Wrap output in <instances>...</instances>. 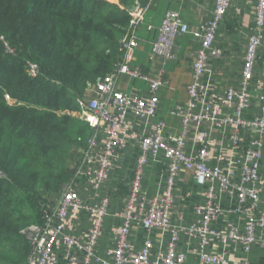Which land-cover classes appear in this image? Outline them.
Returning a JSON list of instances; mask_svg holds the SVG:
<instances>
[{
	"label": "built area",
	"instance_id": "2783aa9c",
	"mask_svg": "<svg viewBox=\"0 0 264 264\" xmlns=\"http://www.w3.org/2000/svg\"><path fill=\"white\" fill-rule=\"evenodd\" d=\"M105 1L119 6V3ZM231 2L215 0L211 18L190 32L199 41L200 47L192 64V82L187 89V100L182 105H176L171 112L179 118L182 127L177 135H167L164 123L155 121L160 108L158 92L166 84L165 70L158 67L149 75L130 63V56L139 45L138 30L144 22L148 5L135 2L128 9V29L119 48L121 59L110 74L98 78L93 86H89L88 90L94 97L89 101L77 100L80 109L73 113L88 125L91 136L74 168L72 180L63 187L50 208L46 224L39 230L32 228V249L25 264H184L186 253L177 247L178 230L171 226L170 215L177 179L186 171L193 173L198 185H207L205 202L196 208L200 221L190 229L192 235L201 239L197 250L200 264H228L225 254L207 250L216 239L240 245L245 254L254 245L264 246L260 236L264 231V203L259 197L264 144V78L257 83V88L263 89L258 98L259 116L248 119L244 114L250 106L248 88L254 80V69L264 44V0H257L254 7L253 33L243 53L241 87L230 88L222 95L208 98V84L204 81L211 73L208 67L210 56L217 53L213 45ZM188 33L189 27L178 14L167 13L158 37L152 43L150 60L174 61L175 43ZM8 53L13 52L8 50ZM38 73L36 65L27 63V74L31 78H36ZM120 75L145 82L148 95L116 90V80ZM223 108L230 109L231 116L223 115ZM225 128L235 132L232 140L235 147L240 142L236 133L257 132L259 139L250 140L248 149L239 153L238 160H226L221 155L218 164L210 167L212 133ZM132 140L137 143L139 155L124 208L118 215L121 223L112 229L113 245L107 253L110 261H106L97 254V248L108 215L109 200L100 198L99 193L114 169L120 151L127 149ZM189 143L194 150L188 153ZM150 158L155 161L161 158L166 163L167 181L161 194L147 197L142 191V181ZM236 166L241 167L238 176L235 174ZM81 184H86L96 194L95 203H87L79 195L77 188ZM216 187L221 194H237L235 212H242L247 203L253 208H261L258 215L248 213L243 232L233 229L221 234L211 227L220 212L215 204ZM81 218L87 221L88 226L77 234L75 224ZM134 226H140L147 234L138 251L134 250L130 241ZM153 231L170 233L165 252H154Z\"/></svg>",
	"mask_w": 264,
	"mask_h": 264
},
{
	"label": "trees",
	"instance_id": "16d2710c",
	"mask_svg": "<svg viewBox=\"0 0 264 264\" xmlns=\"http://www.w3.org/2000/svg\"><path fill=\"white\" fill-rule=\"evenodd\" d=\"M147 1L0 0V264L29 257L91 136L77 100L112 72L128 9Z\"/></svg>",
	"mask_w": 264,
	"mask_h": 264
},
{
	"label": "crops",
	"instance_id": "0c3cea01",
	"mask_svg": "<svg viewBox=\"0 0 264 264\" xmlns=\"http://www.w3.org/2000/svg\"><path fill=\"white\" fill-rule=\"evenodd\" d=\"M109 1L118 4V0ZM256 2L257 0H232L228 14L217 32L213 45V50L217 53L210 56L208 67L211 73L204 79L208 84V98L211 95H222L230 88L239 89L241 87L243 53L247 40L253 33ZM144 5H148V10L144 22L138 30L139 45L132 52L130 63L133 67L149 75L153 74V71L158 67L165 70L166 84L158 92L160 108L155 121L164 123L167 135H177L181 132L182 127L179 118L172 115L171 112L176 105H182L187 100V89L192 82V64L195 53L200 47L199 41L190 32L211 18L215 0H148ZM169 12L180 16L189 27V33L177 39L174 48L176 56L174 61L166 62L159 59L151 61L152 43L157 39L159 28ZM263 78L264 44L259 51V58L254 69V80L248 88L247 95L250 106L244 113L248 119L259 116L258 98L263 89L257 88V83H261ZM116 90L124 93L139 92L144 96L148 95V86L145 82L132 79L126 75L118 76ZM93 97V93L90 92V98L85 101H89ZM222 113L225 116H231V110L228 108H223ZM73 116L75 115L73 114ZM136 128H139L138 124H136ZM236 134L240 138L238 147L232 143L235 132L231 128H225L223 131L216 130L212 133L210 167L218 164V158L221 155L225 156L226 160H238L239 153L248 149L250 140L259 139L257 132H239ZM192 150H194L192 143H189L187 152ZM138 155L137 143L132 140L127 149L120 151L119 159L99 193L100 198L109 200L108 215L105 218L103 233L97 248V254L106 261H110L107 253L113 245L112 229L121 223L118 215L124 208L129 193V182L132 179ZM262 155L263 160L260 168L262 183L259 186V197L264 203V144ZM240 170L241 167L236 166V176ZM166 181V163L161 158L157 161L150 158L142 181L143 193L147 197L161 194L166 186ZM77 191L87 203L96 202V194L86 184L79 185ZM206 191L207 185H198L192 172H183L177 179L170 220L171 226L178 230L177 247L181 252L186 253L184 264H200L197 250L200 247L201 239L192 235L190 229L200 221V214L196 208L204 204ZM215 192V204L220 212L211 227L221 234H227L233 229L240 233L243 232L248 213L258 215V210L261 209L260 207L258 209L253 208L250 203H247L243 206L242 212H235L237 194L235 192L231 195L221 194L217 187ZM87 226L88 223L84 218L78 220L75 224L77 234L85 230ZM146 236L147 234L140 226L132 228L130 241L135 251L141 248ZM260 236L264 240V231L260 233ZM170 238L169 232H151L154 252H165ZM207 250L208 252L225 254L228 264H241L244 261H248L249 264H264V246L262 245H254L249 253L245 254L240 245L234 242L223 243L216 239L208 246Z\"/></svg>",
	"mask_w": 264,
	"mask_h": 264
},
{
	"label": "rangeland",
	"instance_id": "374dc122",
	"mask_svg": "<svg viewBox=\"0 0 264 264\" xmlns=\"http://www.w3.org/2000/svg\"><path fill=\"white\" fill-rule=\"evenodd\" d=\"M108 1H109V0H108ZM81 155H82V154L80 153V155H79V157H78V159H77L78 161L80 160V158H81ZM76 165H77V164H76ZM75 167H76V166H75Z\"/></svg>",
	"mask_w": 264,
	"mask_h": 264
}]
</instances>
